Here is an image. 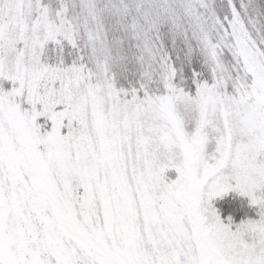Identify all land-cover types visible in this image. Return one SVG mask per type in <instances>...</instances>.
<instances>
[{
    "label": "snow or ice",
    "instance_id": "6c2138e0",
    "mask_svg": "<svg viewBox=\"0 0 264 264\" xmlns=\"http://www.w3.org/2000/svg\"><path fill=\"white\" fill-rule=\"evenodd\" d=\"M0 264H264V0H0Z\"/></svg>",
    "mask_w": 264,
    "mask_h": 264
},
{
    "label": "trees",
    "instance_id": "16d2710c",
    "mask_svg": "<svg viewBox=\"0 0 264 264\" xmlns=\"http://www.w3.org/2000/svg\"><path fill=\"white\" fill-rule=\"evenodd\" d=\"M214 205L222 216H232L236 221L256 215V209L250 206L248 199L237 192H231L223 198H217Z\"/></svg>",
    "mask_w": 264,
    "mask_h": 264
},
{
    "label": "rangeland",
    "instance_id": "374dc122",
    "mask_svg": "<svg viewBox=\"0 0 264 264\" xmlns=\"http://www.w3.org/2000/svg\"><path fill=\"white\" fill-rule=\"evenodd\" d=\"M230 193H231V192H230ZM214 206H215V205H214ZM215 207H216V206H215ZM221 216H222V215H221ZM228 217H229V216H227V217L222 216V218L225 219V220H227ZM234 220H235V219H234ZM242 220H244V219H242ZM242 220H239V221H236V220H235V221H236V222H240V221H242Z\"/></svg>",
    "mask_w": 264,
    "mask_h": 264
}]
</instances>
